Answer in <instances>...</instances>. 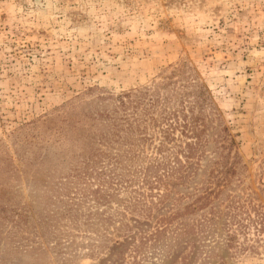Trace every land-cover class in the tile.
I'll list each match as a JSON object with an SVG mask.
<instances>
[{
  "label": "rangeland",
  "instance_id": "obj_1",
  "mask_svg": "<svg viewBox=\"0 0 264 264\" xmlns=\"http://www.w3.org/2000/svg\"><path fill=\"white\" fill-rule=\"evenodd\" d=\"M187 109L197 153L164 203L137 178L115 186L134 208L94 202L84 137L117 124L96 167L117 156L128 178L155 156L154 121ZM176 209L158 244L196 226L177 262L195 242L184 264H264V0H0V264H171L149 234Z\"/></svg>",
  "mask_w": 264,
  "mask_h": 264
},
{
  "label": "trees",
  "instance_id": "obj_2",
  "mask_svg": "<svg viewBox=\"0 0 264 264\" xmlns=\"http://www.w3.org/2000/svg\"><path fill=\"white\" fill-rule=\"evenodd\" d=\"M121 97L125 99H122V101H120L119 103L121 108H126L127 104H131L130 94H125ZM187 113L190 114L187 116L186 113L183 112V110H173L171 113L169 112L168 116L162 119L159 123H156L154 121L158 133L161 134V138L158 136L159 145L155 148V156L144 168L143 166H138L137 170H128L127 175H130L128 178H125V175L118 174L114 171L116 168L122 167L119 157L117 156L109 159V162L111 160L113 161V164L110 168L96 167L99 166V163L95 161L98 160L100 156L110 157L108 154L103 152L102 148L104 146L110 147L111 143L118 142L119 135L117 124H113L112 122V124L108 125L109 128L105 133H100L99 137L101 139L98 140L99 148H97L98 146H93L96 141V135L87 134V136L84 137L86 139H84V143L89 146L87 150L88 153H91V156H88L87 159L92 160V158H94V160H92L93 169L97 171L95 175V181H97L98 186L94 191L90 192L94 197V202L98 204H107V206H109L110 203L114 201L119 203L122 200L126 201L125 208H134V205L136 204L135 202L139 201L138 199H134L133 202H131L128 199L119 198L117 194L119 193L120 188L122 190H125L128 187L127 185L134 184L135 178H137V180H140L138 184L139 189L142 187H146L149 190V210L153 208L158 209V206H161L169 197V194L171 192L169 190V185H172L175 181L180 183L185 179V176L183 174L188 166H191L190 164H192L194 157H196V149L201 131L199 130L196 118L193 116L190 109H187ZM179 116H181V122H179ZM177 128L181 129V134L185 137V140L183 141V148H180L177 153L175 152V154H172V157H170L169 155L164 154L162 150L166 149V145L170 143L171 140H173L172 134ZM101 140H103L105 144L102 143ZM112 168H114V170ZM120 181L125 182L120 183ZM101 184H105L106 188H108L110 192L107 190L103 191V187L101 186ZM117 184H120V188L115 187ZM210 191L212 190H209L207 192L205 191L203 195L197 196L193 200L195 201V204H193V206H191L192 203L186 205L187 207H189L188 209H193L195 211L196 205H198V203H201L200 205H202L203 201L206 200V197L208 196ZM133 192L140 193L139 190H133ZM143 195L145 194H139V196ZM205 205L206 203L204 204V206ZM184 213L185 211L181 212L179 209H176L173 213H170L169 216H161L157 220V223L159 225L155 228L154 231L149 234V248L152 246H157V255L159 256V259H170L171 264H184L187 258L190 256V252H192L195 247L197 250V244L195 242L189 243L190 249L188 253L179 256L177 262V257L179 254L175 253V248L178 247L179 238L184 236L186 233H195L194 228L196 226L194 223L189 227L187 225H183L178 227L177 229H174L172 237L168 235L169 242L167 246H165L164 244H158L157 242L161 241V239H163V235L168 232V225L171 223V221L183 215ZM98 215H104V212H99ZM91 216L92 214H88L86 217L89 218ZM122 216L124 215L122 214ZM106 222L109 225L112 224L113 217L109 216L106 220H104L103 223ZM114 245L119 246L120 243L118 241H115ZM112 248L114 249L115 246Z\"/></svg>",
  "mask_w": 264,
  "mask_h": 264
}]
</instances>
